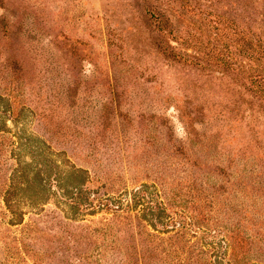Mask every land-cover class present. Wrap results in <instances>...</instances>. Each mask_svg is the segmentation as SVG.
Returning <instances> with one entry per match:
<instances>
[{"label":"rangeland","instance_id":"rangeland-1","mask_svg":"<svg viewBox=\"0 0 264 264\" xmlns=\"http://www.w3.org/2000/svg\"><path fill=\"white\" fill-rule=\"evenodd\" d=\"M0 264H264V0H0Z\"/></svg>","mask_w":264,"mask_h":264},{"label":"trees","instance_id":"trees-1","mask_svg":"<svg viewBox=\"0 0 264 264\" xmlns=\"http://www.w3.org/2000/svg\"><path fill=\"white\" fill-rule=\"evenodd\" d=\"M24 167H25V168H27V167H28V165H24V166H23V168H24ZM23 170H24V169H23ZM83 171H84V170H83ZM83 171H82V170H78V169H77V171H76V172H77V173H82ZM144 193H146V191H143V194H144ZM82 198H83V197H77V199H76V202H75V203H77V204H78L79 200H81ZM6 201H7V198H6ZM100 201H102V200H100ZM100 203H102V202H100ZM105 204H106V205H107V204H110V201H109V200H106V203H105Z\"/></svg>","mask_w":264,"mask_h":264}]
</instances>
